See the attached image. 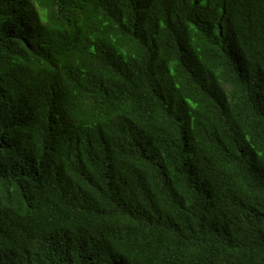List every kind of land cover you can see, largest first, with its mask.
Returning a JSON list of instances; mask_svg holds the SVG:
<instances>
[{"label": "trees", "instance_id": "1", "mask_svg": "<svg viewBox=\"0 0 264 264\" xmlns=\"http://www.w3.org/2000/svg\"><path fill=\"white\" fill-rule=\"evenodd\" d=\"M0 264H264V0H0Z\"/></svg>", "mask_w": 264, "mask_h": 264}]
</instances>
